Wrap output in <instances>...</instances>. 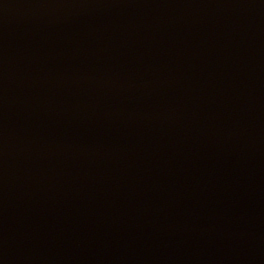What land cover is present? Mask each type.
<instances>
[{
    "label": "water",
    "instance_id": "obj_1",
    "mask_svg": "<svg viewBox=\"0 0 264 264\" xmlns=\"http://www.w3.org/2000/svg\"><path fill=\"white\" fill-rule=\"evenodd\" d=\"M0 264H264V0H0Z\"/></svg>",
    "mask_w": 264,
    "mask_h": 264
}]
</instances>
